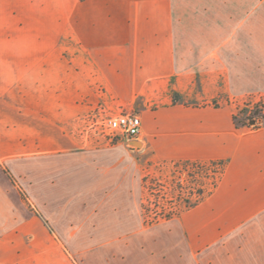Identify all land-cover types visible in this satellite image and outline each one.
Wrapping results in <instances>:
<instances>
[{
    "label": "crops",
    "instance_id": "0c3cea01",
    "mask_svg": "<svg viewBox=\"0 0 264 264\" xmlns=\"http://www.w3.org/2000/svg\"><path fill=\"white\" fill-rule=\"evenodd\" d=\"M199 64L178 57L173 0H0V264H200L264 243V123L237 128L231 69ZM99 104L137 114L140 135L81 144L75 120ZM144 155L222 172L144 233L119 203Z\"/></svg>",
    "mask_w": 264,
    "mask_h": 264
},
{
    "label": "rangeland",
    "instance_id": "374dc122",
    "mask_svg": "<svg viewBox=\"0 0 264 264\" xmlns=\"http://www.w3.org/2000/svg\"><path fill=\"white\" fill-rule=\"evenodd\" d=\"M176 24L177 54L184 61H195L205 69L212 67L219 70L230 68L235 89L227 98L229 105L239 121L249 117L254 119L257 108H247L243 116L240 111L245 104L255 103L264 97V49H256L263 40L264 33V0H173ZM209 64V67H208ZM246 120V119H245ZM252 121V120H251ZM255 126L256 123H249ZM263 124V122L261 123ZM120 140L114 143L120 142ZM81 143V142H80ZM82 144V143H81ZM113 144V145H115ZM92 146V145H91ZM96 148L106 147L105 143L93 145ZM111 146V145H110ZM135 159L134 180L131 181L130 193L119 195L120 207L130 214L136 211L140 228L144 233L162 227L169 220L178 218L186 206L197 199L196 191L201 186L204 192L211 190L219 180V167L196 168L191 165L148 160L149 156ZM78 163L65 160L41 161L31 168L64 169ZM30 168V167H29ZM220 170V169H219ZM145 179L147 184H145ZM105 204L107 203L104 201ZM188 202V203H187ZM142 207L148 209L146 222ZM174 211L170 219H162L164 213ZM157 218L156 221L154 218ZM143 228V229H142ZM78 245L81 243H77ZM84 244V243H83ZM134 247V246H133ZM245 250H258L264 264V243H233L230 249L219 248L200 258V264H254L246 258Z\"/></svg>",
    "mask_w": 264,
    "mask_h": 264
},
{
    "label": "built area",
    "instance_id": "2783aa9c",
    "mask_svg": "<svg viewBox=\"0 0 264 264\" xmlns=\"http://www.w3.org/2000/svg\"><path fill=\"white\" fill-rule=\"evenodd\" d=\"M246 108H257L262 113H257L249 123L261 125L264 121V97L258 98L255 103L245 104ZM236 116V114H234ZM74 135L83 145H113L122 138L136 139L141 133L140 117L123 109L113 110L104 104H99L88 113L75 120Z\"/></svg>",
    "mask_w": 264,
    "mask_h": 264
},
{
    "label": "trees",
    "instance_id": "16d2710c",
    "mask_svg": "<svg viewBox=\"0 0 264 264\" xmlns=\"http://www.w3.org/2000/svg\"><path fill=\"white\" fill-rule=\"evenodd\" d=\"M248 109L247 108H244L240 111V115L244 117V115L247 113ZM262 110H257L258 113H262L261 112ZM246 119V120H245ZM245 119H243L242 121H239L237 120L236 116H233V120L235 122V126L237 128H241V127H249L248 125V122H250L251 118L249 117H245ZM262 120L264 121V115L262 116ZM173 164L175 165H191V166H195L196 168H204L205 166L207 167H212V168H215L216 167H219V169L217 170L219 172V175L221 174L222 172V163L221 162H209V163H200V162H174ZM218 181V180H217ZM145 184H147V180L145 179ZM217 182H215L213 188L216 186ZM213 188L211 190H208L207 192H204L203 188L201 186H199V189H197L196 191V196H197V199H195L193 202L192 205L190 206H186L185 207V210H188L190 209L191 207L195 206L196 204H198L204 197H206L208 194L211 193V191L213 190ZM188 203V202H187ZM142 213H143V217H144V220L146 222V216H147V213L148 212V209L145 207H142ZM173 215H176V213L174 211H170L168 213H164L163 217H161L162 219H170ZM156 217L154 218V220L156 221Z\"/></svg>",
    "mask_w": 264,
    "mask_h": 264
},
{
    "label": "water",
    "instance_id": "95a60500",
    "mask_svg": "<svg viewBox=\"0 0 264 264\" xmlns=\"http://www.w3.org/2000/svg\"><path fill=\"white\" fill-rule=\"evenodd\" d=\"M135 143V142H134Z\"/></svg>",
    "mask_w": 264,
    "mask_h": 264
}]
</instances>
